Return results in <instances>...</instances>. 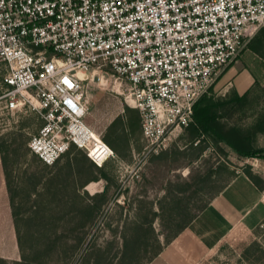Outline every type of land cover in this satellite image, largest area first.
Listing matches in <instances>:
<instances>
[{
  "label": "rangeland",
  "instance_id": "obj_1",
  "mask_svg": "<svg viewBox=\"0 0 264 264\" xmlns=\"http://www.w3.org/2000/svg\"><path fill=\"white\" fill-rule=\"evenodd\" d=\"M256 45L259 53L248 49L234 67L236 74L244 68L253 76L249 86L243 76L234 80L247 96L245 105L217 113L226 127L244 132L264 115V40ZM225 75L207 97L216 101L235 90L232 81H222ZM127 93L110 74L84 76L85 122L114 152L101 167L76 147L57 164L43 165L27 147L42 125L37 113L8 112L0 104V264H148L237 172L264 190L254 160L263 159L240 157L210 137L195 146L198 141L182 129L157 147L147 144ZM260 140L252 138L253 149L264 145ZM93 182L100 185L91 194L86 187ZM252 233L218 264H264V221Z\"/></svg>",
  "mask_w": 264,
  "mask_h": 264
},
{
  "label": "built area",
  "instance_id": "obj_2",
  "mask_svg": "<svg viewBox=\"0 0 264 264\" xmlns=\"http://www.w3.org/2000/svg\"><path fill=\"white\" fill-rule=\"evenodd\" d=\"M264 28V0H0V104L42 125L27 147L43 165L72 148L101 167L112 148L89 137L79 73L127 87L152 147L191 122L193 107Z\"/></svg>",
  "mask_w": 264,
  "mask_h": 264
},
{
  "label": "crops",
  "instance_id": "obj_3",
  "mask_svg": "<svg viewBox=\"0 0 264 264\" xmlns=\"http://www.w3.org/2000/svg\"><path fill=\"white\" fill-rule=\"evenodd\" d=\"M234 67L227 70L222 81H232L235 87L234 80L243 76L249 86L253 81L250 71L243 68L236 74ZM235 91L239 95L243 93L237 91L236 87ZM258 136L262 140L260 142L264 143V133ZM260 148H264V145H260ZM254 160L258 162L257 168L264 178V161ZM263 221L264 190L243 172H237L148 264H218L227 249L247 242L253 230Z\"/></svg>",
  "mask_w": 264,
  "mask_h": 264
},
{
  "label": "trees",
  "instance_id": "obj_4",
  "mask_svg": "<svg viewBox=\"0 0 264 264\" xmlns=\"http://www.w3.org/2000/svg\"><path fill=\"white\" fill-rule=\"evenodd\" d=\"M263 40L264 31H259L257 37L251 40L248 49L251 52L258 54L259 49L256 43ZM246 98V94L239 95L235 90H232L224 99L216 101H214L212 97H207L206 95L202 96L193 107L192 122L185 128V131H187L190 136L191 142L198 141L195 145L197 146L201 143L204 137H210L214 143H222L226 145L240 157L259 158L264 160V157L262 156L264 150L253 149L252 147V138L257 134L264 133V115H262L246 132L237 127H226L220 122V117L217 115L219 109L226 106L242 108L246 103ZM243 173L252 180L248 173ZM253 183L258 187L255 181H253ZM195 216L196 215L192 216L187 222L178 226L173 238L185 229ZM160 252L161 250L154 255V258Z\"/></svg>",
  "mask_w": 264,
  "mask_h": 264
},
{
  "label": "bare ground",
  "instance_id": "obj_5",
  "mask_svg": "<svg viewBox=\"0 0 264 264\" xmlns=\"http://www.w3.org/2000/svg\"><path fill=\"white\" fill-rule=\"evenodd\" d=\"M85 75H86V74H85ZM85 75L82 74V73H79V77H80V79L84 81V76H85ZM91 78H92V81L94 82L95 79L97 78V76H96V75H92ZM117 84H118V83H117ZM116 93H117L118 95H123V94H124L120 89H118ZM124 99H125V98H124ZM125 100L128 102V99H127V98H126ZM128 104L133 108L132 104H130L129 102H128ZM89 137L92 138V139L94 140V142H96L95 144H97V147H96L95 149H97V148L99 147V143H98V141L93 137V134H92L91 129L89 130ZM99 148H100V147H99ZM99 148H98V149H99ZM95 149H93V152L95 151ZM100 152H101V148L99 149L98 153L96 154V155H99V156H98L99 158H100L101 155H102V154H100ZM244 160H245V159H244ZM247 162L253 165V163L250 162L249 160H247ZM98 185H100V183H95V182H93V183H89V185H87L86 189H87L91 194H93V193H95V192L97 191L96 187H97Z\"/></svg>",
  "mask_w": 264,
  "mask_h": 264
}]
</instances>
